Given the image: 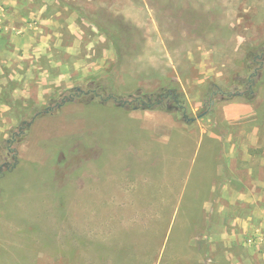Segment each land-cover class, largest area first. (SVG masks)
Returning a JSON list of instances; mask_svg holds the SVG:
<instances>
[{
  "label": "rangeland",
  "instance_id": "obj_1",
  "mask_svg": "<svg viewBox=\"0 0 264 264\" xmlns=\"http://www.w3.org/2000/svg\"><path fill=\"white\" fill-rule=\"evenodd\" d=\"M263 50L264 0H0V264H264Z\"/></svg>",
  "mask_w": 264,
  "mask_h": 264
},
{
  "label": "trees",
  "instance_id": "obj_2",
  "mask_svg": "<svg viewBox=\"0 0 264 264\" xmlns=\"http://www.w3.org/2000/svg\"><path fill=\"white\" fill-rule=\"evenodd\" d=\"M99 28H103L101 25H98ZM106 30V29H105ZM107 32V31H106ZM108 33V32H107ZM119 40V38H117V41ZM260 57L262 59H264V50L261 51ZM259 57H252V65L253 67L249 69L248 74L245 78H237L236 80L238 81V83H240L241 85L244 86L245 91L243 93H247V98L249 100V102H252L253 100V93L255 92V82L258 81V70H259V66H262V61L259 60ZM176 82L174 83H169V84H165V88H164V93H159L160 99L159 103H163L165 102V104H169L170 106H172V112L175 113V121L176 122H180V123H184L186 125H190L193 124L195 118L194 117H190V115H188V111H187V105L185 102V96L184 93H181L178 90V88H170L172 85L174 86ZM171 89V91H169ZM90 92V91H89ZM88 93V92H87ZM204 103L203 106L205 108L204 113L202 116L207 117L210 111V108H212L213 106H215L216 100H218L219 98H221V100H230L235 96H243L240 91L237 92V90L234 88V92H228V91H223L222 88H220L218 85H216L215 83L210 82L208 84L207 87V91L204 95ZM93 97V96H92ZM151 97L148 96H141V99H137L133 98L131 96H128L126 100H120L119 104L120 105H129L131 104V102H139V103H143L144 106H147L148 108H150L152 106V99H150ZM131 108H137L136 106L131 107Z\"/></svg>",
  "mask_w": 264,
  "mask_h": 264
},
{
  "label": "crops",
  "instance_id": "obj_3",
  "mask_svg": "<svg viewBox=\"0 0 264 264\" xmlns=\"http://www.w3.org/2000/svg\"><path fill=\"white\" fill-rule=\"evenodd\" d=\"M225 117L228 119H238L243 115H248L252 111L251 107L243 103H231L223 108ZM176 121H174L175 123ZM214 136V135H211ZM217 138V137H215Z\"/></svg>",
  "mask_w": 264,
  "mask_h": 264
},
{
  "label": "water",
  "instance_id": "obj_4",
  "mask_svg": "<svg viewBox=\"0 0 264 264\" xmlns=\"http://www.w3.org/2000/svg\"><path fill=\"white\" fill-rule=\"evenodd\" d=\"M201 115H199L198 117H200Z\"/></svg>",
  "mask_w": 264,
  "mask_h": 264
}]
</instances>
